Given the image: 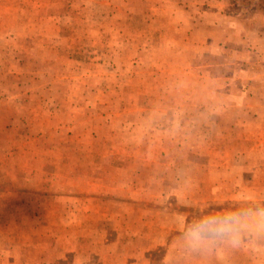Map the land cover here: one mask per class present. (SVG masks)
I'll use <instances>...</instances> for the list:
<instances>
[{
    "label": "rangeland",
    "instance_id": "rangeland-1",
    "mask_svg": "<svg viewBox=\"0 0 264 264\" xmlns=\"http://www.w3.org/2000/svg\"><path fill=\"white\" fill-rule=\"evenodd\" d=\"M262 209L264 0H0V264H264Z\"/></svg>",
    "mask_w": 264,
    "mask_h": 264
},
{
    "label": "clouds",
    "instance_id": "clouds-1",
    "mask_svg": "<svg viewBox=\"0 0 264 264\" xmlns=\"http://www.w3.org/2000/svg\"><path fill=\"white\" fill-rule=\"evenodd\" d=\"M213 219H215L216 226L212 236L226 239L234 247L240 246V233L242 228L248 225L249 221L255 225V230L258 234H264V209L254 213H234L229 216H221L218 219L213 217ZM195 231L199 232L198 229H195ZM199 239L202 240L203 236L201 235ZM189 247L195 250L199 245L190 243Z\"/></svg>",
    "mask_w": 264,
    "mask_h": 264
}]
</instances>
